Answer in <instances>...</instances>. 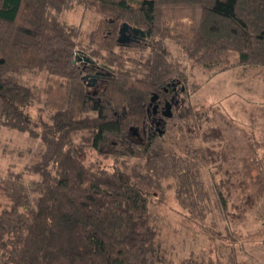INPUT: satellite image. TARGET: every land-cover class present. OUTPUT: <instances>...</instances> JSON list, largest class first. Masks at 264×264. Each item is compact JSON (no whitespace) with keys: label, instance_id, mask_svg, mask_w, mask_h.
Listing matches in <instances>:
<instances>
[{"label":"trees","instance_id":"obj_1","mask_svg":"<svg viewBox=\"0 0 264 264\" xmlns=\"http://www.w3.org/2000/svg\"><path fill=\"white\" fill-rule=\"evenodd\" d=\"M77 5L100 16L86 44L65 19ZM124 22L146 33L143 44L119 43ZM166 39L206 69L264 68V0H0V129L43 144L24 170L0 174V264H225L168 258L151 211V197L171 186L191 219L210 211L202 179L210 157L194 142L189 106L160 130L147 112L154 93L163 99L167 84L187 81ZM83 53L105 74L97 93L83 80ZM42 71L66 80L78 104L51 112L39 131L24 113L36 91L23 76ZM89 150L109 164H87ZM244 170L243 188L259 195L255 151Z\"/></svg>","mask_w":264,"mask_h":264},{"label":"rangeland","instance_id":"obj_2","mask_svg":"<svg viewBox=\"0 0 264 264\" xmlns=\"http://www.w3.org/2000/svg\"><path fill=\"white\" fill-rule=\"evenodd\" d=\"M99 18L82 5L65 13L68 23L82 29L79 39L83 44ZM165 43L188 74L182 97L192 117L194 142L210 157L202 170L210 211L204 220L196 221L178 203L173 186L156 192L151 197V211L164 252L176 263L192 258L205 262L221 259L227 264L234 256L238 264H264V191L258 195L251 184L246 190L242 186L248 183L245 158L253 151L264 171V68L236 64L225 70L206 69L187 59L176 40L166 39ZM135 50L138 48L130 52ZM23 78L36 91L33 103L24 108L35 129L40 131L54 110L67 104L76 108L77 99L66 80L46 71L27 72ZM42 146L40 138L3 126L0 174L24 170L36 161ZM222 151L228 152L225 161ZM85 162L101 166L110 161L89 150Z\"/></svg>","mask_w":264,"mask_h":264},{"label":"flooded vegetation","instance_id":"obj_3","mask_svg":"<svg viewBox=\"0 0 264 264\" xmlns=\"http://www.w3.org/2000/svg\"><path fill=\"white\" fill-rule=\"evenodd\" d=\"M127 33L130 34L132 32L128 31ZM145 40L146 38L137 35L136 37H129V39H125V37H123V40L118 41L123 46L137 47L143 44ZM84 55L85 56H83V69L85 70V72L83 74V80L93 93H97V90L101 87L104 81L105 74L100 68V66L94 64L93 59L89 58L86 54ZM185 90V85L183 83H181L180 81H172L164 87V91L169 95L168 97H163V99H161V95L156 93L158 97L154 102H152L151 97V100L147 107V112L149 118H151V121L157 130H160V128L164 126L165 119L171 118L174 115V110L184 103V98L182 97V95ZM167 102H170L172 104L171 117H168L164 114ZM134 133L136 135L139 134L138 132Z\"/></svg>","mask_w":264,"mask_h":264},{"label":"water","instance_id":"obj_4","mask_svg":"<svg viewBox=\"0 0 264 264\" xmlns=\"http://www.w3.org/2000/svg\"><path fill=\"white\" fill-rule=\"evenodd\" d=\"M128 31L129 32L131 31L132 33L129 34V33H127ZM137 35H140V37H144V38L146 37V33L142 29H140L138 27H133V26L129 25L127 22H124L120 26L118 40L119 41L123 40V37H125V39H129V37H136ZM157 97H158V95L156 93L153 94L152 102H154L157 99ZM171 107H172V104L170 102H167L164 114L168 117L172 116ZM133 130H134V132H137L136 129H133Z\"/></svg>","mask_w":264,"mask_h":264}]
</instances>
